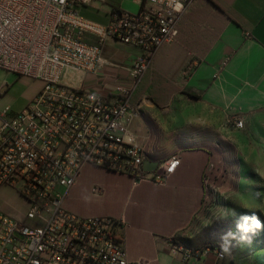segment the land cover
Wrapping results in <instances>:
<instances>
[{
	"label": "built area",
	"instance_id": "obj_1",
	"mask_svg": "<svg viewBox=\"0 0 264 264\" xmlns=\"http://www.w3.org/2000/svg\"><path fill=\"white\" fill-rule=\"evenodd\" d=\"M135 1L139 11L114 8L102 25L77 11L91 0H0V70L43 83L21 112L0 111V190L12 189L23 205L17 215L0 212V264H149L128 260L115 219L82 217L64 207L88 166L160 187L180 164L178 157L145 171L141 148L125 136L137 117L133 100L143 79L159 50L177 41L179 23L196 0ZM108 38L140 50L127 81L114 78L103 94L64 84L68 69L98 71ZM176 246L186 264L205 252L218 264L228 259L213 246L198 253Z\"/></svg>",
	"mask_w": 264,
	"mask_h": 264
},
{
	"label": "crops",
	"instance_id": "obj_2",
	"mask_svg": "<svg viewBox=\"0 0 264 264\" xmlns=\"http://www.w3.org/2000/svg\"><path fill=\"white\" fill-rule=\"evenodd\" d=\"M140 7L135 0H91L77 11L84 19L107 25L114 8L137 12ZM178 29L177 41L159 50L134 97L137 117L125 136L157 162L177 155L176 171L165 186L157 187L135 185L129 176L91 165L83 178L106 175L91 183V189H103L98 202L107 204L78 203L84 179L70 189L64 203L68 212L78 216L115 219V231L132 263L186 264L184 251L176 245L191 253L210 246V238L200 235L196 221L204 210L203 176L219 145L216 136L234 134L237 120L246 126L264 121V0H196ZM139 54L137 47L108 38L102 43L103 64L96 73L68 69L62 81L90 94H103L114 78L127 81ZM33 82L23 108H11L13 113L21 112L39 92L33 86L38 81ZM146 119L154 121L160 133L151 137ZM5 196L20 205L12 189H1L0 197ZM227 253L229 263L227 259L219 264H234ZM190 262L218 264L208 252Z\"/></svg>",
	"mask_w": 264,
	"mask_h": 264
},
{
	"label": "rangeland",
	"instance_id": "obj_3",
	"mask_svg": "<svg viewBox=\"0 0 264 264\" xmlns=\"http://www.w3.org/2000/svg\"><path fill=\"white\" fill-rule=\"evenodd\" d=\"M7 75L0 70V85L2 83L8 85L7 89L0 94V111L8 106L14 111H19L23 108L24 96L34 80L27 77H14L16 76L14 74L10 77ZM33 86L41 90L43 83L38 81ZM221 137L233 145L238 163V176L233 175L229 168L228 177L221 179L216 186L211 185L208 190L212 197L208 199L199 220L196 221L201 231L200 235L210 238L208 245L221 244V237L225 233H236L239 236L237 221L241 216L255 214L264 224V121H256L254 126L244 124L243 128H238L234 134ZM84 173L85 170L80 179H84L85 187L78 195V203L84 207L95 203L100 206L106 205L107 202H98L102 198L93 193V188L91 189V183L100 181L106 175L100 174V177L96 178V174H89L83 178ZM22 208V203L18 207L11 203V196L0 197V212L17 215ZM240 222L243 223L242 220ZM177 240L180 239L177 238ZM229 251L234 264H264V230L252 237L251 244L231 239ZM228 261L229 259L226 263H229Z\"/></svg>",
	"mask_w": 264,
	"mask_h": 264
},
{
	"label": "trees",
	"instance_id": "obj_4",
	"mask_svg": "<svg viewBox=\"0 0 264 264\" xmlns=\"http://www.w3.org/2000/svg\"><path fill=\"white\" fill-rule=\"evenodd\" d=\"M146 121L151 129V137L154 132L160 133V130L154 121H151L150 119H146ZM216 137L219 145L215 147L216 152L213 151L211 155V159L208 163V166L203 176V190H204L203 205L208 203V199L212 197V194L208 192L209 188H211V185L216 186V183L221 181V179H226L228 177L229 168L231 169V173L233 175L238 176V171H237L238 163L234 155V148L232 143L226 142L221 136H216ZM158 162H163V161H158ZM205 177H209V180H207V182L204 181Z\"/></svg>",
	"mask_w": 264,
	"mask_h": 264
},
{
	"label": "clouds",
	"instance_id": "obj_5",
	"mask_svg": "<svg viewBox=\"0 0 264 264\" xmlns=\"http://www.w3.org/2000/svg\"><path fill=\"white\" fill-rule=\"evenodd\" d=\"M180 7L181 5L177 3V10H179ZM241 220L243 221V223L240 222ZM262 230H264V224H262L260 219L255 214H252L251 216H241L237 221V231L240 233V235L237 236L236 233L231 232L225 233L221 237V247L224 252H228L231 245V239H237L241 243L251 244L252 237Z\"/></svg>",
	"mask_w": 264,
	"mask_h": 264
},
{
	"label": "bare ground",
	"instance_id": "obj_6",
	"mask_svg": "<svg viewBox=\"0 0 264 264\" xmlns=\"http://www.w3.org/2000/svg\"><path fill=\"white\" fill-rule=\"evenodd\" d=\"M141 153H142V157L145 158V161H154V162H157L155 161L154 159H152L151 155L146 152L145 150L141 149ZM178 159V156H173L171 157L170 159H168L167 161H164V162H157L158 164H165V162H175L176 160ZM207 182V181H206ZM213 245H210V246H205L207 249L206 250H209ZM216 250V252H224L221 245H214L213 246ZM199 250L201 249H194V253H198ZM225 255H227L226 252H224Z\"/></svg>",
	"mask_w": 264,
	"mask_h": 264
},
{
	"label": "water",
	"instance_id": "obj_7",
	"mask_svg": "<svg viewBox=\"0 0 264 264\" xmlns=\"http://www.w3.org/2000/svg\"><path fill=\"white\" fill-rule=\"evenodd\" d=\"M158 166V163L157 162H154V161H146L144 163V170L145 171H154Z\"/></svg>",
	"mask_w": 264,
	"mask_h": 264
}]
</instances>
